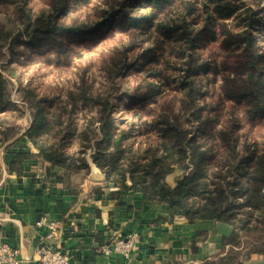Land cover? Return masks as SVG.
I'll return each instance as SVG.
<instances>
[{"label": "rangeland", "instance_id": "1", "mask_svg": "<svg viewBox=\"0 0 264 264\" xmlns=\"http://www.w3.org/2000/svg\"><path fill=\"white\" fill-rule=\"evenodd\" d=\"M50 1H0V25L11 31L9 38L0 41L4 52L0 72L8 79L7 109L0 111V128L4 132L14 136L18 128L12 124L27 117L24 134L37 156L42 157L33 138L39 145L44 143L64 150L66 163L77 166L84 159L88 171V163L97 167L105 175L104 184L106 172L92 160L91 149L83 150V140L76 137L83 129L96 130L97 136L100 135L102 122L97 117L105 113L103 102L96 100L107 104L114 137L126 132L122 143L130 144L132 151L143 155L148 143L157 136L144 132L142 120L150 117L144 114L139 118L140 113L150 109L181 112V100L187 97L191 82L198 89L197 108L209 109L210 115L217 112V130L229 134V138L219 136L213 143L208 189L203 193L216 195L218 190H228L227 182L234 173L251 172L256 159L264 154V117L250 120L244 112L245 106L225 98L222 90L226 68L233 66L245 50L244 43L234 35L243 39L252 31L255 46L264 52L262 0H111L116 5L122 4L119 7L126 19L123 27L102 23L92 35L64 37V53L31 49L21 39L18 44L10 45L11 38L24 29L25 15H31L33 23L40 13H50ZM156 1L157 6L163 7L157 11L153 7ZM107 9L105 0H63L55 14L58 22L84 28L104 22ZM253 17L258 21L250 28ZM22 38L25 42L29 40L27 34ZM195 68L197 73H193ZM80 88L92 99H83ZM61 106L71 113V125L65 126L68 116L63 118V125L52 122ZM190 112L186 120L191 118ZM35 114H43L46 123L39 125L32 138L26 132ZM193 124L197 123L190 119L185 126ZM231 148L239 152L237 157L229 154ZM78 171L89 173L85 168ZM187 173L175 166L165 182L175 188ZM126 184L131 185V180L127 179ZM192 201L202 204L200 196ZM241 202V198L231 200L228 212L237 223L246 227L249 224L252 230L249 233L262 241L264 211L255 209L252 214H246L248 209L240 206Z\"/></svg>", "mask_w": 264, "mask_h": 264}, {"label": "trees", "instance_id": "2", "mask_svg": "<svg viewBox=\"0 0 264 264\" xmlns=\"http://www.w3.org/2000/svg\"><path fill=\"white\" fill-rule=\"evenodd\" d=\"M62 2L63 0L50 1V13H40L33 23H31L32 16L25 13L24 29L11 38L10 45L18 44L17 41L21 39L31 49L35 48L42 52L57 50L64 53L66 51V45L62 41L64 37L92 35L99 31L102 23L104 26L118 25L119 27H123L125 24L126 19L122 16L125 13L119 7L121 3L116 5V1L111 2V0H105V3L108 4V11L105 12L104 22H97L93 27L80 28L73 23L58 22L55 12L61 9ZM262 2L264 3V0ZM154 6L155 11L163 8L157 6V1L153 3ZM256 21L258 20L253 17L250 28ZM262 24L264 25V21ZM25 34L29 37L27 42L22 38ZM10 36L11 31L0 25V41ZM234 38L244 43L245 50L237 56L233 66L226 68L222 93L225 98L243 104L244 112L250 120H258L264 117V73L262 71L264 52L255 46L252 31L243 39L239 35H234ZM2 56H4V52L0 46V58ZM197 72L198 68H195L193 73ZM188 84L190 88L186 92L187 97L181 100V112H174L171 109L156 112L157 110L150 109L140 113L139 118H143L144 114L150 117L142 120V124L145 126L144 132H153L157 136L148 143L143 155L132 151L130 144L122 143L126 132H121L114 137V128L107 112V104L100 99L96 102H103L105 113L104 116L97 117L102 122L99 128L100 135L97 136L96 130L83 129L78 132L76 137L83 140V150L91 149L92 160L106 172L108 187L133 190L150 200L166 203L168 220H172L176 216H184L190 222L214 219L230 224L232 232L226 241L233 246L242 245L239 250L234 251V256L236 253L247 257L253 251L264 252V239L262 241L256 239V236L249 233L252 232L248 227L249 224L246 227L243 223H237L232 214L228 212L231 200L238 198L242 199L239 205L248 209L246 214H252L251 211L255 209L264 211V154L256 159L251 172L234 173L232 180L227 182L228 190H218L216 195L203 193L208 189L209 168L214 157L213 143L219 136L229 138V134L223 130H217L216 121L219 116L217 112L210 115L208 114L209 109L205 111L203 107L197 108L198 89L194 87L193 83L189 82ZM7 94L8 79L0 72V111L7 109ZM80 96L85 100L92 99L82 92L81 88ZM143 103H146L145 100ZM215 107L220 109L218 106ZM188 111H191L189 115L191 118H187V120L192 119L197 123L191 127L185 126ZM34 116V122L26 132L32 138L38 131L39 125L42 123L43 126L46 123L43 114ZM65 116L70 117L65 126L67 123L71 125L73 122L71 113L62 106L54 115L52 122L63 125ZM148 137L151 138L150 135ZM33 139L45 161L57 166L61 172H75L80 168H85L88 171L86 160L80 159L77 166L71 165L66 163L67 154L64 150L44 143L39 145L35 138ZM233 148H235L234 145ZM233 148L230 149L229 154L237 157L239 152ZM175 166L188 173L182 177L175 188H171L166 184L165 177L174 170ZM224 177L222 175L223 179ZM127 179L131 180V185L126 184ZM199 196L201 205L198 204V201H192Z\"/></svg>", "mask_w": 264, "mask_h": 264}, {"label": "crops", "instance_id": "3", "mask_svg": "<svg viewBox=\"0 0 264 264\" xmlns=\"http://www.w3.org/2000/svg\"><path fill=\"white\" fill-rule=\"evenodd\" d=\"M26 122L24 117L12 124L18 128L14 136L0 128V243L26 258L23 264H36V247L47 233L37 225L41 218L60 222L51 242L70 255V264H264L261 251L234 256L242 245L226 241L232 226L224 221L168 220L164 202L108 187L90 171L61 172L35 154ZM132 231L138 238L129 257L96 251Z\"/></svg>", "mask_w": 264, "mask_h": 264}, {"label": "built area", "instance_id": "4", "mask_svg": "<svg viewBox=\"0 0 264 264\" xmlns=\"http://www.w3.org/2000/svg\"><path fill=\"white\" fill-rule=\"evenodd\" d=\"M60 222L57 220L46 221L41 218L37 225H45L47 233L44 240L36 247L34 261L36 264H70L71 257L61 248L52 244L53 238L58 230ZM138 233L135 231L127 233L125 236H118L109 242L103 243L96 248V251L104 256L118 254L123 257H129ZM26 258L18 256V251L9 247L6 243H0V264H23Z\"/></svg>", "mask_w": 264, "mask_h": 264}, {"label": "water", "instance_id": "5", "mask_svg": "<svg viewBox=\"0 0 264 264\" xmlns=\"http://www.w3.org/2000/svg\"><path fill=\"white\" fill-rule=\"evenodd\" d=\"M89 164L90 177L94 179L105 180V175L97 167H94L92 164Z\"/></svg>", "mask_w": 264, "mask_h": 264}]
</instances>
